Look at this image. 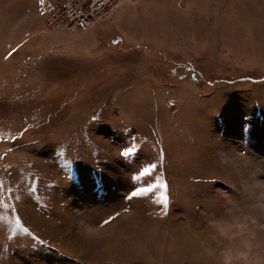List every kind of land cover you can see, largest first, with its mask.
Listing matches in <instances>:
<instances>
[{
	"label": "rangeland",
	"instance_id": "1",
	"mask_svg": "<svg viewBox=\"0 0 264 264\" xmlns=\"http://www.w3.org/2000/svg\"><path fill=\"white\" fill-rule=\"evenodd\" d=\"M0 264H264V0H0Z\"/></svg>",
	"mask_w": 264,
	"mask_h": 264
},
{
	"label": "built area",
	"instance_id": "2",
	"mask_svg": "<svg viewBox=\"0 0 264 264\" xmlns=\"http://www.w3.org/2000/svg\"><path fill=\"white\" fill-rule=\"evenodd\" d=\"M122 1L137 0H49L50 18L61 29L73 33L85 32Z\"/></svg>",
	"mask_w": 264,
	"mask_h": 264
},
{
	"label": "snow or ice",
	"instance_id": "3",
	"mask_svg": "<svg viewBox=\"0 0 264 264\" xmlns=\"http://www.w3.org/2000/svg\"><path fill=\"white\" fill-rule=\"evenodd\" d=\"M124 155H125V156L129 155V152H125ZM151 167H152V168H155L156 165H152ZM149 172H150V169H145V170H144V173H142V174L146 175V174H149ZM150 191H152V189H148V188H146V189H141L140 192L134 193L133 195H145V194H147V193L150 192ZM165 202H167V201L165 200ZM106 223H107V222H106ZM25 230H27V229H25Z\"/></svg>",
	"mask_w": 264,
	"mask_h": 264
}]
</instances>
